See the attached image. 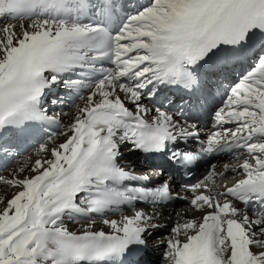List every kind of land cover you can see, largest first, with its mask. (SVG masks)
<instances>
[{
  "label": "snow or ice",
  "instance_id": "snow-or-ice-1",
  "mask_svg": "<svg viewBox=\"0 0 264 264\" xmlns=\"http://www.w3.org/2000/svg\"><path fill=\"white\" fill-rule=\"evenodd\" d=\"M61 84L75 104L67 125L47 106L66 103L50 98ZM161 86L189 99L175 111L149 108L144 98ZM218 96L201 141L191 110ZM30 139L35 160L0 175V187L18 189L0 196V264H148L161 225L138 204L172 200V177L125 184L164 174L125 170V143L186 169L231 157L224 172L211 164L183 185L201 215L177 220L156 242L163 264H264V0H146L130 9L116 0H0V156ZM189 140L198 151L181 149ZM229 170L240 178L214 190ZM89 214L105 216L107 230ZM76 215L89 216L79 232L65 224Z\"/></svg>",
  "mask_w": 264,
  "mask_h": 264
},
{
  "label": "bare ground",
  "instance_id": "bare-ground-1",
  "mask_svg": "<svg viewBox=\"0 0 264 264\" xmlns=\"http://www.w3.org/2000/svg\"><path fill=\"white\" fill-rule=\"evenodd\" d=\"M142 3H146V0H137L136 4H142ZM128 5V8H131V4L130 3H125ZM25 24H27V21L24 22ZM247 66V65H245ZM105 67H108V65L105 64ZM240 71L239 68H237L236 73H234L233 75L238 74ZM72 78H76L75 76H73ZM165 88L163 86H161V90L158 94L157 97H154L152 99H149L147 97L144 98L143 103L148 106L149 108L153 107V105L155 106H161V104L164 105L165 110H169V111H175L179 105L178 103H180V101H178L177 99H169L168 101H165V97L170 95V92L168 90H164ZM61 95L64 96L66 98V103L62 106H51L50 104H48L47 106L49 107V114H52V112L61 114V122L64 125H67L71 122V118L72 115L74 114V108L75 105L73 104L74 108H69V106L72 105L73 101L69 98L71 93H69L68 90H66L63 85H59L57 86L53 92L50 94V98L53 95ZM82 95H87L88 94V90L85 89L83 90V92L81 93ZM76 103H81L80 101H76ZM129 107H132L131 105H129ZM214 111V110H213ZM213 113V112H212ZM192 123H196L199 126L200 131L205 132L206 134H208V132L212 129V124L210 125L209 128H202L197 121H190ZM213 123V122H212ZM59 131V129L56 128V126L51 127L48 129V132H57ZM44 136V138L46 139V134H41ZM64 139L63 136L58 137V142H62ZM38 144V140L36 139H30L25 143H21L17 148H16V154H20L24 151H26L29 148L35 149V147ZM131 149V145L130 144H123L121 146V153H122V157L120 159V164L122 167L125 168V170H129L131 169L132 171H134L135 174H145V173H151L154 170H160L161 168H157L155 166L149 165L146 162H143L141 160V152L139 150H130ZM23 154V153H22ZM21 154V155H22ZM3 157V156H2ZM18 157V156H17ZM12 158V156H8V157H4L3 159L0 160V165H5L7 167V171L5 170L4 167H0V175H8L9 172L15 168L12 167L10 159ZM36 156L34 154V158L33 161L35 160ZM231 157L224 155L222 157L216 158L214 159L211 163H209L207 165V168L205 170H201L200 174L201 177L200 179H202L207 171L210 168L211 164L216 165V169L218 172H224V164L226 163H231ZM164 174L160 177H155V176H151L150 179L155 180V182L160 183L161 181H163L164 179H167L169 177H172L166 169H163ZM28 174V169H25V172L21 174V176L23 175H27ZM239 175L235 172H232L231 170L227 171L224 173V177H218L216 180V185L214 186V190L215 188L227 184L229 186H231V183L235 180V179H239ZM171 189L173 190L174 193L178 194V195H184L185 197H189L191 199L192 197V193L188 190H183L182 188L179 187V184L177 183L176 179L174 177H172L171 180ZM18 189H9L7 186H3L0 187V196L7 198H11V195L14 194L15 191H17ZM5 205L4 204H0V209H2ZM238 207H243V205L238 204ZM138 207H142L145 209V211L151 213H157V215L155 216V222L160 224L161 227L159 229H157L156 231L153 232L151 238L149 239V251L145 257V259H147L148 264H153L154 259L157 260V257L160 258L161 260V264H163V257H162V253H163V246H157L156 242L158 240H161L165 237H167L170 233L171 227L173 225L174 222H176L177 220H181V219H191L194 217H198L199 215H201L198 212H194L191 209V206L189 204V202H187L185 199L182 200L175 208H168V207H157V208H150V207H145V206H138ZM125 212H127L128 210H125ZM179 214V215H178ZM121 213L120 212H110V213H106L105 216L113 218V219H118L120 217ZM249 215H252L251 210H249ZM89 216L91 217V219H95L96 220V225L95 228L97 230L99 229H106V226H104L101 221L103 218H105V216H95L94 214H89ZM89 216H81V215H76L74 219H65V224L66 226L71 230V231H75V232H79L82 227L87 223V220L89 219ZM150 255H155L157 257H153ZM158 261V260H157Z\"/></svg>",
  "mask_w": 264,
  "mask_h": 264
},
{
  "label": "rangeland",
  "instance_id": "rangeland-1",
  "mask_svg": "<svg viewBox=\"0 0 264 264\" xmlns=\"http://www.w3.org/2000/svg\"><path fill=\"white\" fill-rule=\"evenodd\" d=\"M73 104H74V103H72V105L69 106V108H74ZM74 105H75V104H74ZM22 153H23V154H22ZM22 153H20V154H16L14 157H12V158L10 159V162H11L10 165H12L13 168L16 169L17 167H19L20 165H22V164L24 163V160H25L26 157H32V160H33V158H34V154H35L33 147L27 149L26 151H24V152H22ZM21 154H22V155H21ZM17 156H18V157H17ZM150 256L157 257V256H155V255H150ZM146 260H147V259H146ZM157 260H158V261H157ZM157 260L154 259L153 264H161V260H160V258L157 257ZM148 262H149V261H148Z\"/></svg>",
  "mask_w": 264,
  "mask_h": 264
}]
</instances>
